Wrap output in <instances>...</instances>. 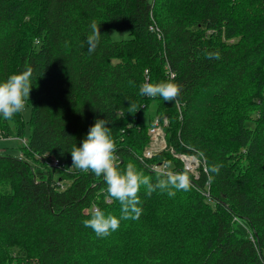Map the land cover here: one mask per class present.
<instances>
[{
    "label": "trees",
    "instance_id": "trees-1",
    "mask_svg": "<svg viewBox=\"0 0 264 264\" xmlns=\"http://www.w3.org/2000/svg\"><path fill=\"white\" fill-rule=\"evenodd\" d=\"M27 68L28 136L22 114L0 116V137L21 141V155L0 152V264H264V0H0V82ZM145 81L177 83L178 102L141 96ZM155 118L167 147L146 157ZM96 119L121 172L155 183L167 162L190 179L171 198L142 186L139 218L103 238L83 221L120 204L70 168ZM174 153L195 155L198 175Z\"/></svg>",
    "mask_w": 264,
    "mask_h": 264
},
{
    "label": "clouds",
    "instance_id": "clouds-1",
    "mask_svg": "<svg viewBox=\"0 0 264 264\" xmlns=\"http://www.w3.org/2000/svg\"><path fill=\"white\" fill-rule=\"evenodd\" d=\"M100 24L95 20L90 24L91 33L87 36L86 43L89 53H94L100 42ZM208 58L220 59L219 53H208ZM32 70H26L11 74L5 81L0 82V116L11 119L16 114H22L26 109V101L29 100L32 90ZM180 85L172 81L149 82L145 81L139 89L141 96L160 98L166 102H178ZM134 105H130L133 107ZM117 147L112 138L108 121L96 119L90 126L85 138L80 145H73L70 151L72 165L70 168L82 173H92L97 177H103L106 184V196L110 201H118L120 204V217L105 214L98 207L90 211L89 219L83 221L86 228H90L97 237L109 236L119 229L121 220H135L141 215L140 189L143 186L145 194L151 196L159 190L166 192L171 198L177 191H187L190 188V179L186 172L170 171V164L156 170V182L153 183L149 176L139 172L129 163L121 172L117 164Z\"/></svg>",
    "mask_w": 264,
    "mask_h": 264
},
{
    "label": "rangeland",
    "instance_id": "rangeland-1",
    "mask_svg": "<svg viewBox=\"0 0 264 264\" xmlns=\"http://www.w3.org/2000/svg\"><path fill=\"white\" fill-rule=\"evenodd\" d=\"M110 36L112 39H124V38H127L129 36L128 34V30L127 29H124V30H116V29H111L110 30ZM32 95V92H30V97ZM155 112V103H152L151 106L145 110L143 113H142V117H146L149 115H153ZM23 115V120H24V125H25V134H24V137H27L28 134H29V127H30V124H29V119H30V115H31V106L28 104V102L26 101V109L25 111L22 113ZM163 136H164V132H163V135H160V134H157L155 135V133L153 134V139L154 141H158L159 143V140H163ZM149 144V143H148ZM20 146H21V141L16 139L15 137H0V152L1 153H5V152H9L13 155H21V149H20ZM157 148V147H156ZM159 151L162 149V148H157ZM192 165L194 166V171L196 170L198 172V162L197 160H192ZM191 163V162H190Z\"/></svg>",
    "mask_w": 264,
    "mask_h": 264
},
{
    "label": "built area",
    "instance_id": "built-area-1",
    "mask_svg": "<svg viewBox=\"0 0 264 264\" xmlns=\"http://www.w3.org/2000/svg\"><path fill=\"white\" fill-rule=\"evenodd\" d=\"M167 123V119L164 118L163 120V124H166ZM163 132H164V129L162 127V123L159 121V119L155 118L154 119V123L153 125L149 128V135H150V141H149V144L145 147L144 149V152L143 154L146 156V157H151L152 155H154L155 153H158L160 151H162L163 149H166L167 147V142H166V137H165V132H164V136H163V140H159V143L158 141H154V137H153V134L156 133L157 134H160V135H163ZM23 141L25 142L26 140L23 138ZM162 148L160 151L157 149V148ZM175 156L179 157L183 163H184V168L186 170H188L189 172L191 173H194L196 176L198 175V172L195 170L194 171V166L192 165V160H197L198 164L197 166L199 167L200 165V161L199 159L195 156V155H191V154H185V153H174ZM191 162V163H190ZM54 164H58V160L57 159H54ZM165 163H160V164H154L152 166V168L154 170H158L160 168H162L164 166Z\"/></svg>",
    "mask_w": 264,
    "mask_h": 264
}]
</instances>
